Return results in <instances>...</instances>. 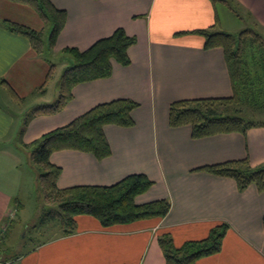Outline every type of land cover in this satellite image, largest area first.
Wrapping results in <instances>:
<instances>
[{
    "label": "crops",
    "instance_id": "1",
    "mask_svg": "<svg viewBox=\"0 0 264 264\" xmlns=\"http://www.w3.org/2000/svg\"><path fill=\"white\" fill-rule=\"evenodd\" d=\"M51 1L67 11V19L49 53L58 61L50 57L56 65L47 80L48 60L25 35L5 24L10 20L44 33L45 21L27 4L0 0V78L21 98L16 99L0 82L6 102L18 108L0 103V253L6 256L22 249L11 264H165L161 235L170 234L180 247L207 238L214 227L225 224L221 250L201 257L198 264H264V190L255 183L241 190L236 178L205 169L243 159L254 168L264 166V124L245 133L197 138L191 125L170 123L175 101L234 94L223 48H206L205 37L195 30H240L235 23L232 31L229 19L222 22V7L239 19L248 15L264 34V0ZM118 28L137 39L128 50L131 63L114 61L111 76L77 84L62 110L34 116L21 132L32 107L57 98L56 91H50L52 84L59 90L62 73L72 62L64 50H86ZM118 98L138 103L132 112L134 124L104 126L111 150L106 157L75 149L54 151L50 160L62 168L57 185H112L142 173L153 185L136 196V203L169 199L171 209L163 217L111 226L79 214L77 230L70 235H63L58 221H50L35 229L39 234L48 227L47 239L26 250L28 243L21 238L27 237L23 226L31 219L20 212L25 210V192L37 183L27 144L95 105Z\"/></svg>",
    "mask_w": 264,
    "mask_h": 264
},
{
    "label": "trees",
    "instance_id": "2",
    "mask_svg": "<svg viewBox=\"0 0 264 264\" xmlns=\"http://www.w3.org/2000/svg\"><path fill=\"white\" fill-rule=\"evenodd\" d=\"M12 1L31 6L45 22L51 24L50 33L45 40L42 31L10 20L5 21L10 30L25 35L35 51L48 60L50 64L48 80L56 65L50 59L49 53L65 26L67 11L55 6L51 0ZM195 32L205 37L206 48H223L234 94L226 98L175 101L170 107L171 125L174 127L191 125L193 136L197 138L236 131L245 133L251 127L263 125L264 121L247 120L241 114L244 111L242 105L246 102L252 103L251 95L258 91V86H264V34L253 28L243 29L237 34L213 29H199ZM136 41V37L128 35L124 28H118L110 36L97 40L86 50L66 48L64 52L70 55L75 63L71 62L65 67L57 98L53 102L32 107L25 114L21 132L34 116L53 114L62 110L73 98V88L77 84L111 76L114 61L129 65L131 59L128 50ZM249 47H257L260 51L254 74L248 70ZM0 82L9 87V91L16 99H21L5 79L0 78ZM44 86L45 84L38 90H44ZM259 94H264V89ZM137 106L138 103L129 98L99 103L66 125L53 129L31 144H27L29 163L36 170L38 187L44 201L38 208L37 225L58 221L63 235H70L77 230L76 216L79 214L94 216L104 226H111L151 217H163L169 212L171 209L169 199L136 203V196L153 185V181L142 173L130 174L112 185H75L66 188L57 185L62 168L50 160L54 151L75 149L92 152L98 158L108 156L111 150L104 126L107 124L132 126L134 124L132 112ZM231 111L233 112L230 113ZM205 169L236 178L241 190L251 183L264 190V166L254 168L247 159L207 166ZM46 203H55V206L46 207ZM227 228L225 224L216 226L207 238L189 240L180 247L175 245L170 234L161 235L159 244L165 256V264H198L201 257L219 252ZM18 255L16 250L6 256L0 253V264H11Z\"/></svg>",
    "mask_w": 264,
    "mask_h": 264
},
{
    "label": "rangeland",
    "instance_id": "3",
    "mask_svg": "<svg viewBox=\"0 0 264 264\" xmlns=\"http://www.w3.org/2000/svg\"><path fill=\"white\" fill-rule=\"evenodd\" d=\"M220 13H221V18H222L223 23H226L228 19L230 20V23H231L230 29L232 31L235 29V28H232L233 25L235 27L236 24H238V26L240 27L239 28L240 30H238V31L234 30L235 34L239 33L240 31H242L243 28H247V27H251V28L256 29L259 32L260 31L263 32L262 29L260 30L259 28H256L255 25L251 23V19L249 18L248 15L246 17L244 16L242 19L241 18L239 19L238 16L236 14H232L228 8L223 9L222 7H220ZM45 25H46V28L44 31V38L46 40L49 33H50V30H51V24L49 22H45ZM248 52H249V55L247 56V58H248V70L252 74H254L255 69H256V65H258V61H259V57L257 55H258V53H260V51L258 50L257 47H249ZM50 57H52L51 59L55 63H57L58 58H56V56L53 55ZM74 61H72V63H75ZM0 86H1V84H0ZM257 88H258V91L256 90L254 95L253 94L251 95L253 102L250 104H248L246 102L245 105H242L243 106L242 108H244V111L241 115L244 116L247 120L264 121V94H259V92L262 89H264V86H260V87L258 86ZM54 90L56 91V93L58 95V91H59L58 86H55V89H54L53 84H52V87L50 89L51 93ZM5 98H7V95L0 93V103H3L4 105L9 106L10 109H12V107L14 110L18 109L17 107L13 106L14 103L11 105L10 103L6 102ZM27 104L28 103H25V105H27ZM24 106L21 105V107H24ZM230 108H232V107H230ZM232 112L233 111H231L230 113H232ZM23 201L25 204V210L21 211L20 215L23 214V212H24L25 213L24 218L31 219L30 224L23 226V229L25 230L27 237L21 238V242L28 243V247L26 248V250H27V249L34 247L35 245H37L41 242H44L48 236V233H47L48 227L41 229V231H39L40 232L39 234L36 233L37 232L36 230L40 225L37 226L36 217H34V215H35L36 211H38L39 205L40 204L42 205V203L44 202L43 198H42V194L40 193V189H39L37 183H35V187L33 188V190L25 192V197H24ZM48 205L50 207H52V206H55V203H46V207ZM32 217H34V218H32ZM32 220H34V221L32 222ZM31 237H33L32 240L30 239ZM21 251H22V249L21 250L17 249L16 253L17 252L20 253Z\"/></svg>",
    "mask_w": 264,
    "mask_h": 264
},
{
    "label": "built area",
    "instance_id": "4",
    "mask_svg": "<svg viewBox=\"0 0 264 264\" xmlns=\"http://www.w3.org/2000/svg\"><path fill=\"white\" fill-rule=\"evenodd\" d=\"M1 263V262H0ZM10 263V262H9Z\"/></svg>",
    "mask_w": 264,
    "mask_h": 264
}]
</instances>
